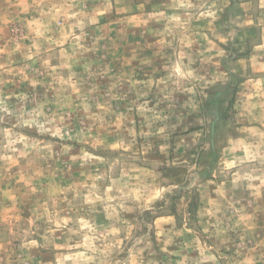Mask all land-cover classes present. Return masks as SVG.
Returning <instances> with one entry per match:
<instances>
[{"label":"rangeland","instance_id":"rangeland-1","mask_svg":"<svg viewBox=\"0 0 264 264\" xmlns=\"http://www.w3.org/2000/svg\"><path fill=\"white\" fill-rule=\"evenodd\" d=\"M0 264H264V0H0Z\"/></svg>","mask_w":264,"mask_h":264},{"label":"trees","instance_id":"trees-1","mask_svg":"<svg viewBox=\"0 0 264 264\" xmlns=\"http://www.w3.org/2000/svg\"><path fill=\"white\" fill-rule=\"evenodd\" d=\"M148 214H150V210L149 209H146V210L142 211V215H148ZM153 217L155 218V217H157V215H154Z\"/></svg>","mask_w":264,"mask_h":264}]
</instances>
